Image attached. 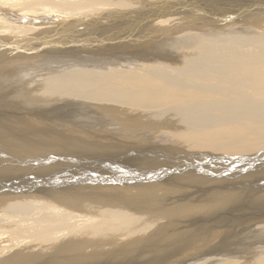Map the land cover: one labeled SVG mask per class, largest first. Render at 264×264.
<instances>
[{"label":"bare ground","instance_id":"6f19581e","mask_svg":"<svg viewBox=\"0 0 264 264\" xmlns=\"http://www.w3.org/2000/svg\"><path fill=\"white\" fill-rule=\"evenodd\" d=\"M93 1L0 0V38L57 15L87 29L90 6L179 19L200 0ZM168 17L112 48L3 39L25 48L0 51V264H264V12L153 40ZM101 219L111 237L91 250Z\"/></svg>","mask_w":264,"mask_h":264},{"label":"rangeland","instance_id":"374dc122","mask_svg":"<svg viewBox=\"0 0 264 264\" xmlns=\"http://www.w3.org/2000/svg\"><path fill=\"white\" fill-rule=\"evenodd\" d=\"M111 2V1H114V2H116L115 0H106V2ZM117 1H119V0H117ZM76 2H81L80 4H82V3H89L88 5H93V6H95L96 4H92V3H98L97 1H93V0H89V1H86V0H76ZM197 2H199V4H205V6L206 7H208V5H207V3L208 2H210V1H205V0H200V1H197ZM101 3V2H100ZM170 7H169V9H175V8H180L177 4H176V2H173V3H171V4H168ZM93 6H90V8H92ZM86 8V10L88 11V14H87V11H85L84 9ZM83 10V15H80V12L81 11H77L76 10V16H74L75 15V13L73 14V16L72 15H70V16H67V17H73V18H76V17H84V15L85 14H87V15H85V17H89V16H93V18H94V20H91V21H89L90 23H84V24H90L91 25V23H92V25L93 26H87V29H86V27H84V26H81V25H76V23H72V22H70V23H68L67 21H65V19L64 20H59L58 21V19L59 18H61L62 17V15H57V16H46V17H50V18H48V19H46L45 21H44V24L45 25H43L42 26V24H43V22L41 23H39V22H34V25H33V23L31 24V26H29L30 25V23L29 24H23V25H26V27H28L29 26V29H25V28H23L22 27V25H21V29L19 30H17L16 31V33L17 34H14V33H12V34H14V35H16V37H17V35L18 34H20V31L22 32H24V33H26V32H31V30H33V28H35V30H33L32 31V35H34V36H40V35H42V33H44V31L46 30V31H48V32H50V37H51V39L52 40H54L55 42H53V43H59V44H62V42L64 43V45H66V46H68V47H72L73 46V44L74 43H78V42H80V41H87V43H89L90 45H99L100 46V48L101 47H108V48H112V47H115V46H118V45H122L121 43H123V40L124 39H127L126 37H127V35L126 34H132L128 29H131L132 27H141L142 25H147V24H149V23H151L152 21V19H153V17H154V19L156 18V22H167L166 21V19L165 18H167L168 16V18H171L174 22H170V28L169 29H171V30H167L168 31V33H166L165 31H163L162 33H160V36H158V37H156L155 39H153V40H156V41H159V39L161 40V39H163V38H165L167 35H169L170 33H172L173 31H176V30H180L181 28H187V27H191L192 26V23H193V26L194 25H198V24H201V23H203V22H205V19H206V21H214V18H216L215 20H218V19H220L221 17H222V14H223V17H224V15H226L227 17H230V19L231 20H237V19H241V20H248L249 18L248 17H251L252 16V14H257V12L258 13H261V12H264V8L262 7H253L252 9L250 8V9H247L246 8V10L244 11V9L243 8H238V7H236V6H234V7H232V8H228L227 9V11H226V9L224 10V11H222V13L220 12L219 14L218 13H203V12H197V11H188V13H187V15H191L190 13H192V15L194 14V13H196V14H194V16H196V17H194V18H192V15L191 16H187L186 14H184V16H186V18L184 17V16H182L183 14L182 13H178L179 15L180 14H182L180 17H182V19L179 17V19H178V15H177V12H172V11H167V12H164V15H166V16H163V13H162V11H154V8L152 7V6H150V7H148V8H146V9H141V8H137V7H135L136 9L135 10H133V11H129V12H125V14H119L118 13V11L120 12V10H117V12L116 13H109V11L107 10V12H106V9H103V11L101 12H99V9H97V10H88V9H90V8H88V7H85ZM239 9L238 10V12L237 11H235V10H229V9ZM257 8H258V10H257ZM260 8H261V10H260ZM251 10V11H250ZM257 10V11H256ZM89 11H92L91 13H89ZM232 11H234V12H232ZM243 12V13H241L240 14V12ZM96 12H98L99 13V15L98 16H96L95 14H98V13H96ZM112 12V11H111ZM247 14H246V13ZM254 12V13H253ZM77 13H79V14H77ZM150 13H158V16L156 15V17L153 15V17L150 15ZM172 13V14H171ZM176 13V15H177V21H175V19H174V16H170V14L171 15H173V14H175ZM198 13V14H197ZM229 13H230V16H229ZM233 13V14H232ZM92 14V15H91ZM100 14H102V15H100ZM219 16H221L220 18H217L218 17V15ZM238 14H240V15H238ZM242 14H244L245 16H243ZM34 15H36V16H39L38 14H34ZM65 15H69V14H64L63 16L66 18V16ZM89 15V16H88ZM95 15V16H94ZM149 17H148V16ZM160 15V16H159ZM161 15L163 16V17H161ZM248 15V16H247ZM40 16H42V15H40ZM150 16H151V18H150ZM237 16V17H236ZM28 17H30V15L28 16ZM63 17V18H64ZM145 17H147V20H146V18ZM187 17L189 18L188 20H187ZM194 20V19H197V20H194L195 21V23L196 24H194V22L191 20V18ZM201 19H203L204 18V21L203 20H201ZM232 17V18H231ZM239 17V18H238ZM246 17V18H245ZM144 18V19H143ZM149 18V19H148ZM211 18V19H210ZM225 18V17H224ZM244 18V19H243ZM248 18V19H247ZM184 19V20H183ZM133 20V21H132ZM145 20V21H144ZM171 20V21H172ZM181 20V21H180ZM186 20V21H185ZM198 20H199V23H198ZM201 20V21H200ZM144 21V22H143ZM197 21V22H196ZM252 21V20H251ZM262 21V20H261ZM176 22V23H175ZM184 22V23H183ZM186 22H187V24H186ZM188 22H189V24H188ZM192 22V23H191ZM201 22V23H200ZM264 21H262V23L261 22H256L255 21V23H252V25H253V27H259V26H261V25H263L264 26V23H263ZM186 24L185 26L183 25V24ZM261 23V25H259ZM177 24V25H176ZM180 24V25H179ZM255 24H258V25H255ZM28 25V26H27ZM133 25V26H132ZM172 25V26H171ZM190 25V26H189ZM255 25V26H254ZM129 26V27H128ZM173 26H175V27H173ZM181 26V27H180ZM43 27H47L46 29H44V30H39V32H38V34H37V30L38 29H41V28H43ZM127 27V28H126ZM252 27V26H251ZM32 28V29H31ZM100 28V29H99ZM105 30H104V29ZM125 28V29H124ZM173 28V29H172ZM177 28V29H176ZM188 28V29H189ZM37 29V30H36ZM106 29H107V31H109V32H107L106 31ZM176 29V30H175ZM257 29V28H256ZM25 30V31H24ZM123 30L124 31H127V32H124L123 34H119L120 32H123ZM152 30V32L154 31V30H158V29H156V28H154V29H151ZM178 30V31H179ZM183 30V29H182ZM115 31V32H114ZM118 32V33H117ZM35 33H36V35H35ZM41 33V34H40ZM12 34H10L11 35V37H10V35H9V37H8V35H7V38L6 39H4L5 37H3V39L4 40H9V38L11 39L12 37H14ZM162 34H163V36H162ZM166 34V35H165ZM67 35V36H66ZM80 36H83V37H81V38H78V37H80ZM161 37V38H160ZM108 38H110V39H120V40H115V43L114 44H109V42H112L113 40H110V39H108ZM2 38H0V49H3V50H0V51H2V52H10V51H15V50H18V49H22V48H25V47H22L23 46V44L24 43H21V45L19 44V41H18V46H16L17 44V40H16V43H14V42H11V43H14L13 45L11 44V43H9L8 44V42H6V41H4ZM64 39H68L67 41H63ZM4 41V42H3ZM155 41V42H156ZM3 42V43H2ZM24 42H26V41H24ZM28 42V41H27ZM137 43H141V41H136ZM154 42V41H153ZM7 44V48H6V45L5 44ZM149 43H150V40H149ZM16 44V45H15ZM3 45V46H2ZM10 45V46H9ZM52 45H54V44H52ZM5 46V48H3ZM9 46V47H8ZM13 48H12V47ZM22 47V48H20V47ZM6 49V50H5ZM9 49V50H8ZM85 50H88V49H86V48H84L83 49V51H85ZM89 51V50H88ZM5 54V53H4ZM74 92H76L75 90H74ZM146 180H151V179H146ZM146 180H144V182L146 181ZM17 190H20L21 188H16ZM130 218V217H129ZM129 218H126V220H125V222L127 221L128 223H127V225L128 224H130V226L131 225H136V226H133V227H136L137 228V226H141L140 225V223H142L141 221L140 222H137V220L136 219H133L132 217L129 219ZM260 218H263V217H260ZM123 220V219H122ZM128 220H131V223H129L130 221H128ZM133 220H135L134 221V223H132L133 222ZM103 223V220L101 219L98 223L97 222H95V224L96 225H92L90 228H91V232L89 231V234H88V236L89 237H91V239L93 240H91L90 239V241L91 242H88L87 243V245L88 246H90V244L92 245L91 247H89V249H93V248H95L96 247V243H99V242H101V241H103V239H104V241L108 238V239H110L109 237H111V235L110 236H108L107 237V235H109V233L110 232H107L106 233V230L105 229H108V227H105L106 226V224L108 225V221H107V223H106V221H104V224H102ZM99 223H100V226H99ZM136 223H138V224H136ZM255 223H257V221L255 222ZM113 225V223L111 222L110 223V221H109V225ZM114 226L116 227V225H117V227L121 224V223H119V224H117L115 221H114ZM102 225H104V230H105V234H102L103 233V227H101ZM111 225L109 226V229H115V232H116V230L118 231V228L116 229L115 227H113L112 226V228H110L111 227ZM124 225V228H122V226ZM126 223L124 224V223H122V226H119V230L121 229V230H123V229H125V232L123 233V234H125L124 236H125V238L128 236L129 237V233L130 234H132V236L134 235V233H131L132 231H133V229H135L136 230V228H130V226H127V228H126ZM146 225V224H145ZM95 226H96V228H95ZM99 226V227H98ZM250 226H253V225H250ZM250 226H248V228H253V227H250ZM94 227V228H93ZM121 227V228H120ZM89 227H86L85 229H88ZM100 228H101V230H100ZM130 228V229H129ZM93 229H95V230H97V232H96V235L94 234V232L92 233V230ZM129 229V230H128ZM131 230V231H130ZM88 231H86V233L88 232ZM94 231V230H93ZM107 231H110V230H107ZM129 231V232H128ZM138 232H140L139 230L137 231V233ZM204 232V231H203ZM229 232V230L228 231H225V233H228ZM201 233V235H202V232H200ZM200 233L198 234V235H196L197 236V238L194 236L192 239H194L192 242L191 241H188V242H191V243H189L188 245H192V243H194V241H195V243L193 244V246H190V247H188L187 246V248H186V250H190L192 247H194V245L196 246V244L197 245H199L200 243H202V242H205L206 243V241H205V239L207 238V237H209L210 238V236H208V234H206V235H204V233H203V235L202 236H200ZM120 234V233H119ZM123 234L121 235H119L120 237L121 236H123ZM136 234V233H135ZM103 235H105L107 238H105V236L103 237ZM127 235V236H126ZM87 236V235H86ZM96 236H97V238L99 237L100 238V240H96ZM102 236V237H101ZM118 236V235H117ZM118 236V237H119ZM124 236L122 237V238H124ZM95 237V238H94ZM119 237V239H121ZM130 237H131V235H130ZM199 237V238H198ZM218 237V236H217ZM249 238H250V236H248ZM204 240H202V239ZM209 238H207L206 240H208ZM249 238H247V242L249 241V242H251L250 240L252 239H250L249 240ZM112 239V238H111ZM254 239V238H253ZM190 240V239H189ZM197 240H199L197 243H196V241ZM243 241H246V239H243ZM200 242V243H199ZM248 242V243H249ZM101 243H103V242H101ZM244 243H246V242H244ZM86 245V246H87ZM238 245V246H237ZM236 246L238 247V249H241V248H239V246H241L242 244H237ZM86 246H84V247H86ZM95 246V247H94ZM184 245H182L181 246V248L183 247ZM236 247V248H237ZM257 247V246H256ZM252 248V247H251ZM82 249V250H81ZM79 250H81L80 251V253L83 251V248H78V252H79ZM76 251V250H75ZM74 251V252H75ZM84 251H85V249H84ZM245 251V250H244ZM244 251H242V252H244ZM62 252V251H61ZM241 252V253H242ZM246 252V251H245ZM76 253H77V251H76ZM186 253V251H184V253L183 254H185ZM129 264H134V263H132V262H130Z\"/></svg>","mask_w":264,"mask_h":264},{"label":"water","instance_id":"95a60500","mask_svg":"<svg viewBox=\"0 0 264 264\" xmlns=\"http://www.w3.org/2000/svg\"><path fill=\"white\" fill-rule=\"evenodd\" d=\"M215 1L216 0H211L210 2H208L207 3L208 7H206L205 4H199V2L196 1L195 4L191 5L192 8L190 9H193L194 11H197V12H203V13H220V12L222 13V11H224L225 9H228L234 6H237L238 8H247V7H250V8L263 7L264 8V5L260 4L258 1L250 2V4L249 2L244 3L245 0L243 3L237 2V0H222V2L219 4H217ZM227 2L234 4V6H227L226 5ZM262 2L264 3V0ZM81 37L83 36H80L78 38H81Z\"/></svg>","mask_w":264,"mask_h":264}]
</instances>
